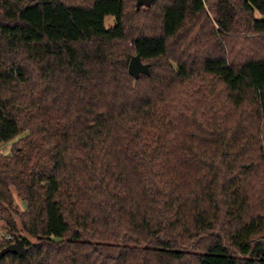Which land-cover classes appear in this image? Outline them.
I'll return each mask as SVG.
<instances>
[{"label": "trees", "instance_id": "trees-1", "mask_svg": "<svg viewBox=\"0 0 264 264\" xmlns=\"http://www.w3.org/2000/svg\"><path fill=\"white\" fill-rule=\"evenodd\" d=\"M12 142L0 264H264V0H0Z\"/></svg>", "mask_w": 264, "mask_h": 264}, {"label": "water", "instance_id": "water-1", "mask_svg": "<svg viewBox=\"0 0 264 264\" xmlns=\"http://www.w3.org/2000/svg\"><path fill=\"white\" fill-rule=\"evenodd\" d=\"M156 0H138V7L151 8ZM129 73L135 78L139 79L141 75H150V66L145 64L140 56L132 57L129 65ZM25 252L24 242L20 238H16L15 242L8 245L6 249L0 252V259L8 255V253L18 254L23 256Z\"/></svg>", "mask_w": 264, "mask_h": 264}, {"label": "rangeland", "instance_id": "rangeland-1", "mask_svg": "<svg viewBox=\"0 0 264 264\" xmlns=\"http://www.w3.org/2000/svg\"><path fill=\"white\" fill-rule=\"evenodd\" d=\"M256 17L260 19L261 18V15L259 13H256ZM114 23H115V18L114 17H111V18H107L105 25H106V27L110 28L112 25H114ZM14 144H15V142L8 143V144H5V145H1L0 146V154L10 155ZM14 198H15V201H17V207H18V209H19L20 212H23V210H26L27 209V203L25 201H21L17 197L16 194L14 195ZM18 224H19V227H20L19 219H18ZM28 237H29V239L32 242H35L36 241V239H34L32 237H30V236H28ZM9 238H10V235L6 231L5 224L0 221V242L6 241Z\"/></svg>", "mask_w": 264, "mask_h": 264}]
</instances>
